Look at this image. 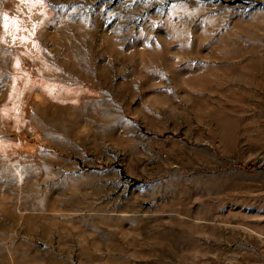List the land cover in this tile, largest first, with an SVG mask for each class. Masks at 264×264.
Masks as SVG:
<instances>
[{"label": "rangeland", "instance_id": "rangeland-1", "mask_svg": "<svg viewBox=\"0 0 264 264\" xmlns=\"http://www.w3.org/2000/svg\"><path fill=\"white\" fill-rule=\"evenodd\" d=\"M0 264H264V0H0Z\"/></svg>", "mask_w": 264, "mask_h": 264}]
</instances>
